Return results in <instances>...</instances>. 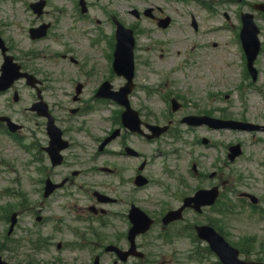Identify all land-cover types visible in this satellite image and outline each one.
Returning <instances> with one entry per match:
<instances>
[{"label":"rangeland","instance_id":"obj_1","mask_svg":"<svg viewBox=\"0 0 264 264\" xmlns=\"http://www.w3.org/2000/svg\"><path fill=\"white\" fill-rule=\"evenodd\" d=\"M45 9L48 16L38 18L33 15L29 8L36 0H0V30L7 38L12 39L13 55L23 60L26 53H33L34 58L24 61L27 67L37 71L40 78L44 79L46 85L56 87L54 78L61 72L64 60L56 58V52L74 50L83 54L84 59L91 66L97 67L101 77L106 72L107 59L105 58L106 43L111 40L115 27L111 17H116L127 27H133L136 34V63L141 86L149 87V84L157 85V79L150 74L144 62H150L151 70L165 71L175 68L174 76L177 81L185 85L182 91L187 93V87L194 86V78L204 76L215 86V91L220 92L221 108L229 110L222 115L233 120L252 122L264 126V17L255 14V21L260 28L259 39L262 42V52L255 62L258 71V80L252 82L247 75L245 59L240 44L235 43L233 34L222 28L225 14H228V23L237 26L239 11L252 12L251 5L264 0H234V3L221 2L220 0H201L204 6L194 5V2H178L175 0H86L90 10L86 16H81L78 0H46ZM148 7H159L165 15L174 19L173 26L167 31L159 30L156 25L146 18L136 20L130 10L142 11ZM195 16L201 28L193 32L190 27V17ZM55 21V28L51 35L41 41L33 42L29 39L28 29L31 21ZM99 21V24L96 22ZM219 28V29H218ZM212 29H214L212 31ZM96 42L94 43L93 41ZM216 43L217 48L211 44ZM206 47H210L206 49ZM198 61H211L198 64ZM1 63V61H0ZM23 63V62H20ZM185 63V64H184ZM61 67V66H60ZM61 67V70L65 72ZM181 67V70H177ZM114 87L121 85V80L115 75H110ZM150 77L149 83L142 78ZM52 82V83H50ZM207 92L206 83L203 87ZM200 87L201 91L203 92ZM20 98L19 103H13L11 96L0 97V108L11 109L20 113L27 120L29 127L36 125L34 118L27 108L33 99L31 92L23 84H17L14 88ZM145 92L138 93L135 102L145 99ZM201 95V92H200ZM229 95V100L224 101L223 96ZM193 100V95L189 94ZM140 98V99H138ZM153 103L147 105L150 110L163 109V105L156 101L159 96H151ZM47 102L55 104L53 97H47ZM230 105V106H229ZM104 113L113 117L117 110L115 105H103ZM228 113V114H227ZM20 117V116H18ZM148 118V116H146ZM144 120V118H142ZM212 138L215 148L206 149L202 146L187 145L182 150L180 143L193 142V138ZM184 138V139H183ZM181 141V142H179ZM170 148L178 147L173 151V158L177 159L180 166L179 174L185 177L183 168L188 167L193 160L199 163L204 172L209 174L216 166L221 169L222 179L229 180L232 192L228 195L233 204H242L244 208L234 209L232 215L227 217L221 214L219 217L215 212H207L202 216L188 215V221L206 220L207 218L219 219L223 228L225 239L232 245H236L245 236H255L252 241L251 251L246 256H264V217L260 212L264 210V130L254 131H218L206 132L196 129L194 135L180 133L178 141L166 139ZM241 144L243 156L233 163L223 165L225 162L224 151L227 144ZM31 155L24 154L16 144L5 139L0 140V254L4 260L11 263L34 262L38 264H92L94 253H102L99 249L102 241H117L112 233L115 230L111 225H116L110 218L107 227H88L82 221L81 202L87 193L88 187L76 192L72 196L65 197L66 202L72 199L71 212L59 207L63 204L61 199L46 200L42 198L40 190V174L37 171V163H29ZM176 177L177 172L172 171ZM85 185V179H77ZM103 180L89 181V184L99 183ZM211 182V180L209 181ZM221 182V180L219 181ZM174 183V182H173ZM175 184V183H174ZM9 194L7 192H10ZM190 190H187L189 192ZM89 192V191H88ZM237 192H246L257 197L259 207L255 210L249 204L243 203ZM47 206V215L52 219L41 226L35 222L31 213L42 205ZM68 207V206H66ZM29 209V212L27 211ZM23 211L18 224L11 235H7L8 221L3 217H9L11 212ZM108 221V220H106ZM187 221V220H186ZM192 223L184 224L188 226ZM96 227V225H95ZM120 226L117 231H122ZM157 229L151 232L145 239L138 240L149 256L142 264H199L191 261L188 256H168L171 250L177 252H190L196 245L192 240L185 238L174 241L172 244L157 239ZM186 237H189L187 234ZM105 241V242H106ZM61 243L60 250L56 244ZM42 247V248H41ZM190 254V253H188ZM213 256V255H210ZM245 256V255H242ZM188 259V261H187ZM113 257L100 256L101 264H113ZM205 261V260H204ZM130 264H133L130 263Z\"/></svg>","mask_w":264,"mask_h":264},{"label":"flooded vegetation","instance_id":"obj_2","mask_svg":"<svg viewBox=\"0 0 264 264\" xmlns=\"http://www.w3.org/2000/svg\"><path fill=\"white\" fill-rule=\"evenodd\" d=\"M156 21V19H153ZM64 57V56H63ZM72 61V62H71ZM72 63V69L74 70L73 75L76 79V83L72 85L67 93L60 91L59 95L71 94L72 108L68 110L69 115H58V112L63 111L61 106H52L51 110L54 108L58 112H51L54 117L55 124L61 131L62 138L67 142V148L64 150V156L67 151L80 149L82 155L77 156L76 159L79 163L85 160L86 163H93L99 165L98 170L101 171L106 176H112L115 178H120L121 175L126 173L127 180L124 181L121 187L109 186V189L119 195H124L127 192L134 194L135 191L143 190L133 187V179L142 172L144 176L148 178V184H152V176L146 170L145 157L152 154L156 158H160L162 163H165L167 159L170 158L169 147L167 142L163 138H168L171 133L179 128L193 129L192 127L183 126L181 123V118L188 116H210L219 117L221 113L220 108V95L214 92L207 93L198 102L186 101L182 96H180L177 89L181 84L176 82H170L165 84V87H169V97L166 96L164 100L160 98V102H165L168 99L169 109L168 112L162 111L158 114L159 118H154V114L150 109L145 108V105H137L135 108L140 111V113H146L152 119V122H148L151 125L163 126L162 122L166 121L169 124V129L166 133L162 134L160 137L155 139H148V131L145 127H142L141 133H130L124 129H121L118 133L117 138H115L110 143L106 142L109 137V127L105 123L104 118L100 114V109L97 108L102 102H108L104 99H99L97 97V91L100 85L107 81L105 79H99L93 76L92 72L87 70L85 67L77 69L79 61L70 60ZM168 80V79H167ZM72 81H70L71 83ZM80 84L79 92H76V85ZM137 84H135L134 92L137 90ZM42 92L48 91L47 88L41 86ZM211 89H213L211 87ZM228 99V97H226ZM146 100L149 102L150 97L147 96ZM174 100L176 102L177 109L173 110L170 102ZM132 106V105H131ZM73 111V113H71ZM178 118V119H177ZM41 123L38 125V142L41 145V149H44L45 142H48L46 133V119L40 118ZM146 123V122H145ZM63 124H68L62 126ZM4 123L0 122V126L4 127ZM22 127V126H21ZM202 128L209 129L205 126ZM212 145V144H211ZM150 153V154H147ZM113 156V157H112ZM109 159H124V163H113L109 165ZM65 160V158H64ZM88 160V161H87ZM134 162V163H132ZM135 163H139L136 165ZM159 186V195H166L168 193V187L164 184H157ZM151 188V187H149ZM153 199V198H152ZM158 201L157 199H153ZM180 203V199L177 200V204ZM133 203H129L132 205ZM176 201H172V197L168 202H164L163 206L168 208L170 211L177 208L178 205Z\"/></svg>","mask_w":264,"mask_h":264},{"label":"water","instance_id":"obj_3","mask_svg":"<svg viewBox=\"0 0 264 264\" xmlns=\"http://www.w3.org/2000/svg\"><path fill=\"white\" fill-rule=\"evenodd\" d=\"M116 39H117V46L115 51V60H114V70L118 75H122L125 78H127L128 82L131 81L133 76V45L134 41L132 38V32L129 30L123 29L119 24H117V32H116ZM244 43H245V50L248 57L249 67H251V64L258 52V45L253 41L250 40L246 35L244 36ZM1 45V44H0ZM10 69H14V71H17V68L14 66H11L9 61L6 62V64L3 66V76L0 79V90L8 87V85L11 83L10 79H13L15 77V72L12 73V75L8 71ZM253 76L254 72L251 71ZM127 91L125 89L121 90V93H119L116 96H109L111 98L116 99L119 102H122L123 98L126 97ZM133 120L135 124L136 117L133 116ZM238 155V147H235L233 149V157ZM232 157V158H233ZM215 195L213 193H205L200 192L198 193L196 198L188 199L185 201V205L194 203V207L198 208L200 205L203 204H211ZM176 218V216L170 214L167 216L166 221L172 220ZM197 232L200 238L205 239L210 243L211 249L215 251L218 256L221 258V260L225 264H241L237 261L236 256L237 252L228 245L224 243V241L218 237L210 228L208 227H200L197 228ZM3 264V263H1Z\"/></svg>","mask_w":264,"mask_h":264}]
</instances>
